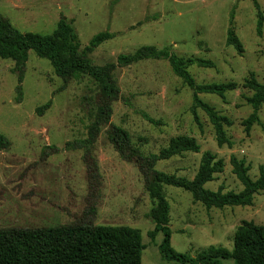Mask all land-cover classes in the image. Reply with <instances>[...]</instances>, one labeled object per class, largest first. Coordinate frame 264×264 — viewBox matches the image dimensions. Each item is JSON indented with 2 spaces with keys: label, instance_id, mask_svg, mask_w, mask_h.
<instances>
[{
  "label": "rangeland",
  "instance_id": "374dc122",
  "mask_svg": "<svg viewBox=\"0 0 264 264\" xmlns=\"http://www.w3.org/2000/svg\"><path fill=\"white\" fill-rule=\"evenodd\" d=\"M256 2L264 16V0ZM0 12L21 33L42 36L51 35L63 17L73 23L82 48L98 34L110 32L114 39L91 57L96 66L115 63L120 55L143 47L170 48L182 58L213 62L214 69L193 67L190 74L198 85H238L224 99L200 96L232 122L225 127L232 147H218L213 126L200 109L196 121L191 90L165 61L117 70L121 96L113 105L110 126L126 130L145 156L159 155L177 137L195 139L200 154L161 161L156 170L193 180L202 155L211 152L226 167L206 185L207 190L243 191L232 171V157L246 162L253 181L259 179L264 167V105L259 111L261 124L249 133L243 126L253 113L247 103L253 93L243 88L245 81L254 77L264 84V26L260 37L254 0H0ZM231 28L243 45V54L226 44ZM14 68L12 60L0 58V135L10 142L8 149L0 150V228L70 225L84 215L89 189L85 152L67 145L87 139L84 101L95 97L97 87L84 78L59 92L64 83L50 62L30 52L19 104ZM49 102L51 108L40 115L38 109ZM110 126L102 129L92 149L101 182L95 225L140 230L146 246L142 264H178L163 259L159 250L163 234L154 241L149 236L155 224L148 216L155 204L137 167L123 161L108 141ZM45 152L51 156L44 158ZM164 195L170 205L172 247L192 258L213 247L232 251L235 232L244 222L264 226V191L255 196L252 207L223 210H208L181 189L165 187Z\"/></svg>",
  "mask_w": 264,
  "mask_h": 264
},
{
  "label": "trees",
  "instance_id": "16d2710c",
  "mask_svg": "<svg viewBox=\"0 0 264 264\" xmlns=\"http://www.w3.org/2000/svg\"><path fill=\"white\" fill-rule=\"evenodd\" d=\"M254 2L258 10L257 34L262 37L264 16L256 0ZM113 39L114 35L110 32L100 33L86 48H82L73 23L63 17L51 35L23 34L0 12V58L15 63L13 72L18 75L19 82L17 103L20 104L23 100L22 85L30 52L50 62L55 75L64 83L59 92L72 81L84 78L91 79L97 87L95 97L85 98L84 101L88 105L87 139L67 145L68 149L85 152L84 163L87 167L89 191L84 215L66 226L0 228V264H142L146 246L143 244L140 230L123 226L95 225L101 182L97 162L92 158V149L102 129L110 126L113 105L121 96L116 78L118 69L129 68L146 61L168 62L173 74L193 94L192 113L196 121L198 122L197 110L200 109L213 126L218 147H232L225 132V127H231L232 122L222 117L215 108L204 103L200 96L210 95L224 99L228 93L237 91L238 85L236 83L198 85L190 74L193 67L214 69L213 62L182 58L170 48L143 47L133 54L120 55L115 63H108L105 66L94 65L91 59L94 52ZM226 44L239 54H243V45L232 28L228 31ZM243 88L253 93L252 97L247 99L253 113L243 123L245 131L249 133L254 125L261 124L259 111L264 105V84H260L252 77L245 81ZM51 106L52 102L47 103L38 109V113L43 115ZM146 118L152 124L158 125L157 122ZM107 138L120 158L134 164L144 179L146 191L155 204L148 216L155 224V229L149 236L154 241L159 234H163L164 239L159 247L163 259L178 264H223L224 261H233L234 264H264V226H257L251 222H244L237 228L232 251L213 247L196 258L176 252L172 247V231L168 227L170 205L164 195L165 187H173L190 193L196 203H201L208 210L252 207L255 196L264 191V167L260 170L259 179L253 181L249 176L250 167L246 162L232 157L230 161L232 171L243 186V191L225 193V188L221 187L217 192H213L205 187L214 182L217 175L223 174L226 166L211 152L202 155L198 173L193 180L156 170L161 161H168L184 154H200L201 147L195 139L177 137L172 139L168 148L159 155L145 156L132 143L129 133L122 128L111 125L107 131ZM9 147L10 142L0 135V150ZM49 156L50 152L44 153V158Z\"/></svg>",
  "mask_w": 264,
  "mask_h": 264
}]
</instances>
